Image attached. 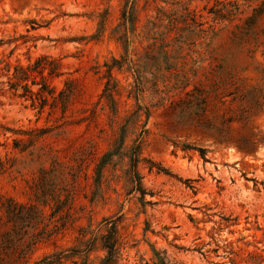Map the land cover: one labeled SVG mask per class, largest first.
I'll use <instances>...</instances> for the list:
<instances>
[{"label":"rangeland","instance_id":"obj_1","mask_svg":"<svg viewBox=\"0 0 264 264\" xmlns=\"http://www.w3.org/2000/svg\"><path fill=\"white\" fill-rule=\"evenodd\" d=\"M44 83L57 103L41 108L23 86ZM8 200L68 220L27 264L107 218L111 264H264V0H0V217Z\"/></svg>","mask_w":264,"mask_h":264},{"label":"trees","instance_id":"obj_2","mask_svg":"<svg viewBox=\"0 0 264 264\" xmlns=\"http://www.w3.org/2000/svg\"><path fill=\"white\" fill-rule=\"evenodd\" d=\"M122 18L125 23L128 22L133 25L136 18L134 9L131 8L129 11L125 10ZM49 64H54L56 66L55 61H51ZM55 66L50 68V75L57 76V68H55ZM45 69V66H37L34 71L42 73ZM31 70L33 69L29 67H16L15 79L17 80V85L23 81H27ZM70 83L72 84L71 87H69L67 91L60 93L64 110L68 108L76 95V84L73 81H70L69 84ZM73 83L75 84V88L72 89ZM23 88L26 93H28L33 103H39L41 108L46 106V101H48L49 98L52 99L53 104L57 103V97L53 95V90L49 89V86L45 83L42 88L35 93L29 89L28 85L23 86ZM103 97L109 100L114 107L116 106L112 91L109 87L105 89ZM124 141L125 135L122 137V145ZM140 149L141 144L138 143L134 149L133 156H130L132 162L130 181L132 184H135V190L144 194V190L141 187V177L137 172ZM116 151L117 147L105 154L99 167V174H101L103 168L113 162ZM200 152L202 155L204 154L203 150H200ZM72 194V191L70 194H67L68 201L74 199ZM56 202L59 203L58 201ZM67 223L68 220H65L62 222L61 226L63 227ZM61 226H58V222L54 221V218L45 219L41 210L35 205H22L8 200L4 215L0 217V228L6 227L5 231L0 232V252L5 257L13 259L15 264H27L37 250L38 245L50 241L53 236L58 233ZM100 226L101 228L98 234L93 235L92 238L85 241L84 239L89 232L81 230L80 235L82 240L78 248L44 256L34 264H64L71 259H79L81 260V264H91L90 257L92 253L96 252L98 249L105 253L104 257L100 259L99 264L118 263L121 256L118 220L107 218L102 221Z\"/></svg>","mask_w":264,"mask_h":264}]
</instances>
